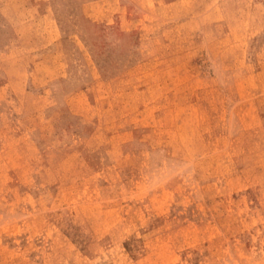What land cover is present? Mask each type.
Returning <instances> with one entry per match:
<instances>
[{
    "label": "rangeland",
    "instance_id": "rangeland-1",
    "mask_svg": "<svg viewBox=\"0 0 264 264\" xmlns=\"http://www.w3.org/2000/svg\"><path fill=\"white\" fill-rule=\"evenodd\" d=\"M0 264H264V0H0Z\"/></svg>",
    "mask_w": 264,
    "mask_h": 264
}]
</instances>
